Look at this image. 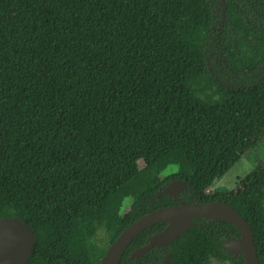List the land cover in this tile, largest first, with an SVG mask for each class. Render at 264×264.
Returning <instances> with one entry per match:
<instances>
[{
    "label": "trees",
    "instance_id": "obj_1",
    "mask_svg": "<svg viewBox=\"0 0 264 264\" xmlns=\"http://www.w3.org/2000/svg\"><path fill=\"white\" fill-rule=\"evenodd\" d=\"M263 118L264 0H0V219L34 231L27 264H99L138 219L178 205L159 195L175 180L186 203L241 215L264 264V163L211 191L258 147ZM193 221L135 258L167 223L144 230L120 264H245L234 225Z\"/></svg>",
    "mask_w": 264,
    "mask_h": 264
},
{
    "label": "water",
    "instance_id": "obj_2",
    "mask_svg": "<svg viewBox=\"0 0 264 264\" xmlns=\"http://www.w3.org/2000/svg\"><path fill=\"white\" fill-rule=\"evenodd\" d=\"M185 187L184 181L175 180L169 183L159 195L173 197L178 205L158 209L138 219L120 234L99 264H120L132 241L144 230L156 224L166 222L167 226L162 232L154 234L148 245L136 251L135 258L154 248L171 245L173 240L197 225L193 219L207 218L234 225L240 232V238H235L229 243L231 253L236 257L242 254L245 264H260L252 229L244 218L223 202L186 203L178 196ZM35 243L34 231L20 219H0V264H27L33 254Z\"/></svg>",
    "mask_w": 264,
    "mask_h": 264
},
{
    "label": "rangeland",
    "instance_id": "obj_3",
    "mask_svg": "<svg viewBox=\"0 0 264 264\" xmlns=\"http://www.w3.org/2000/svg\"><path fill=\"white\" fill-rule=\"evenodd\" d=\"M257 133L263 134L264 136V118L262 122L260 123ZM255 135L251 137V140H254ZM181 140H175L171 144L166 145L165 147H158L155 148L150 155L147 157L148 162H153L156 159L160 158L161 156L167 154L170 149H175L180 147ZM248 148V143L244 145V147L241 149L242 151H245ZM264 163V137L259 142L258 147L255 150L248 151L246 155L241 159L239 163H237L231 170L227 172V174L216 182V184L213 186L211 191H219L222 193H229L236 189L237 184L245 179L252 171L257 169L260 164ZM98 243L100 245H108V241L105 237L104 231H100L97 235ZM32 264H50L48 261L45 260H38L34 259V262ZM211 264H223L220 262L213 261Z\"/></svg>",
    "mask_w": 264,
    "mask_h": 264
}]
</instances>
